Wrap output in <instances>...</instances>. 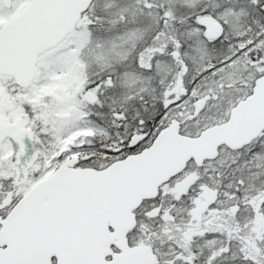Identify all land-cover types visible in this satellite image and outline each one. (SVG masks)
<instances>
[{
  "label": "snow or ice",
  "instance_id": "snow-or-ice-1",
  "mask_svg": "<svg viewBox=\"0 0 264 264\" xmlns=\"http://www.w3.org/2000/svg\"><path fill=\"white\" fill-rule=\"evenodd\" d=\"M0 264H264V0H0Z\"/></svg>",
  "mask_w": 264,
  "mask_h": 264
}]
</instances>
